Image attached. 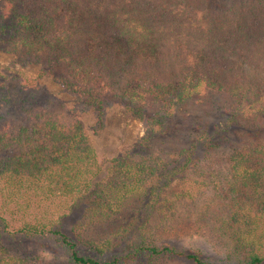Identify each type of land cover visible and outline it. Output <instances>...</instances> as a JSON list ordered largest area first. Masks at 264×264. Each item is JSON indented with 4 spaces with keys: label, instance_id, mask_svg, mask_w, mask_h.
I'll use <instances>...</instances> for the list:
<instances>
[{
    "label": "trees",
    "instance_id": "obj_1",
    "mask_svg": "<svg viewBox=\"0 0 264 264\" xmlns=\"http://www.w3.org/2000/svg\"><path fill=\"white\" fill-rule=\"evenodd\" d=\"M211 1L0 0V49L41 65L39 78L56 73L98 128L109 96L145 125L144 156L114 160L100 181L80 120L34 105L1 122L0 225L15 241L0 244V264H264V136L229 146L218 170L196 171L225 147L202 131L185 153H153L184 102L227 94L238 103L227 127L262 109L264 0ZM81 207L63 232L60 220ZM188 226L211 235L227 263L168 241ZM46 239L63 258L45 260Z\"/></svg>",
    "mask_w": 264,
    "mask_h": 264
},
{
    "label": "rangeland",
    "instance_id": "obj_2",
    "mask_svg": "<svg viewBox=\"0 0 264 264\" xmlns=\"http://www.w3.org/2000/svg\"><path fill=\"white\" fill-rule=\"evenodd\" d=\"M215 1L212 0L211 4L215 5ZM41 70V65L24 62L11 52L0 49V123L9 118H24L26 110L34 105L49 109L52 113H62L63 119L80 120L102 166V172L97 178L100 181L107 178L114 160H138L144 156L141 152L138 153L136 145L144 136L145 125L128 115L121 102L111 96L106 98L104 125L98 128L95 113L62 87L55 78L56 73L39 78L38 74ZM24 77L38 79L36 87H27ZM237 105L235 99L227 94L216 95L213 104L212 100L205 104H197L194 101L180 104L173 114L168 129L155 138L153 153L156 152L161 157L185 153L183 151L196 142L198 134L202 131L212 140L223 141L225 147L218 154L208 156L196 171L202 168L204 169L200 170L202 172L208 169H222L221 157L225 155L229 146L252 142L254 134L258 131L261 137L264 136V102L261 103L262 109L256 113L253 112L249 120H239L235 125L227 127V118ZM256 108L257 106L254 105L253 110ZM250 110V107H246L245 114H248ZM196 171L191 172L189 177L199 182ZM177 184L174 182L172 186ZM84 212V208L81 207L63 217L60 220L61 230L71 234L72 227L83 220ZM167 235L170 236L168 241L177 247L184 248L183 250L187 252L199 253L201 257L213 262L227 263L228 256L225 249H221L217 241L205 232L196 231L195 228L190 227L174 230ZM14 241L4 233L0 225V244H10ZM42 242L43 250H45L42 255L45 260H50L51 257L63 258L60 248L53 239ZM113 257L109 254L106 258ZM172 264L191 263L175 260Z\"/></svg>",
    "mask_w": 264,
    "mask_h": 264
}]
</instances>
